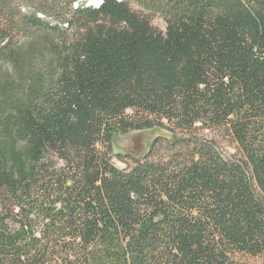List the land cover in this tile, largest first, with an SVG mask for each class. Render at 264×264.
<instances>
[{"label":"trees","instance_id":"obj_1","mask_svg":"<svg viewBox=\"0 0 264 264\" xmlns=\"http://www.w3.org/2000/svg\"><path fill=\"white\" fill-rule=\"evenodd\" d=\"M89 1L0 0V264L263 256L264 0Z\"/></svg>","mask_w":264,"mask_h":264},{"label":"rangeland","instance_id":"obj_2","mask_svg":"<svg viewBox=\"0 0 264 264\" xmlns=\"http://www.w3.org/2000/svg\"><path fill=\"white\" fill-rule=\"evenodd\" d=\"M98 2V0L89 1L95 7L98 6ZM158 136L169 138L168 134L157 129L114 136L112 139L113 164L117 168L124 167V164L117 159V155H129L134 158H142L146 154L151 142ZM249 263L264 264V255L250 259Z\"/></svg>","mask_w":264,"mask_h":264},{"label":"water","instance_id":"obj_3","mask_svg":"<svg viewBox=\"0 0 264 264\" xmlns=\"http://www.w3.org/2000/svg\"><path fill=\"white\" fill-rule=\"evenodd\" d=\"M98 3L100 4V1H99ZM99 4H98V5H99Z\"/></svg>","mask_w":264,"mask_h":264}]
</instances>
